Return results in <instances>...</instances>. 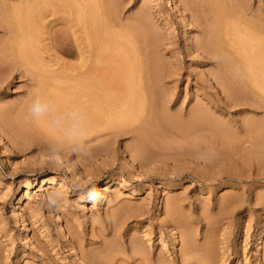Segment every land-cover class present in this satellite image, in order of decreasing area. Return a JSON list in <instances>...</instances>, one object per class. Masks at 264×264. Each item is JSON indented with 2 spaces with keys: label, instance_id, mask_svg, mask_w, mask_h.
I'll return each mask as SVG.
<instances>
[{
  "label": "rangeland",
  "instance_id": "374dc122",
  "mask_svg": "<svg viewBox=\"0 0 264 264\" xmlns=\"http://www.w3.org/2000/svg\"><path fill=\"white\" fill-rule=\"evenodd\" d=\"M76 1L79 12L90 10L103 24L105 66L114 72L109 93L118 96L125 88L118 69L127 64L138 101L145 102L132 123L115 124L123 116L119 110L102 114L103 122L89 129L88 154L78 158L68 141L60 150L58 136L67 140L66 133L51 126L68 113L60 100L48 120L29 124L19 119L24 113L18 109L40 98L36 84L20 75L0 82V264H135L139 248L163 257L165 264H180L182 247L185 257L187 246L208 242L217 264H234L237 258L239 264H255L264 240V131L258 141L241 144L221 127L238 131L247 121L259 124L264 109L237 113L236 108H221L224 94L213 75L219 72L214 54L225 53L221 56L232 60L224 40H216L224 26L230 28L233 46L246 34L264 40V0ZM89 36L88 23L78 13L68 8L50 12L39 30L45 69L68 73L67 67L84 57L94 61L101 50ZM6 38L0 27V47ZM62 38L69 40L68 50L59 48L56 41ZM1 56L0 81L7 75ZM230 65L234 77L236 63ZM230 75L225 78L229 82ZM144 86L156 100L148 117ZM196 107L199 114H208L207 123L217 132L204 126L178 133ZM160 113L170 116L160 123ZM55 154L62 156V164L46 159ZM48 178L53 183L43 185ZM90 180L100 192L97 201L82 199L87 188H81L70 193L67 208L49 206L46 197L52 190ZM172 204L181 229L169 223L167 207ZM121 208L131 214L125 223L116 215Z\"/></svg>",
  "mask_w": 264,
  "mask_h": 264
},
{
  "label": "bare ground",
  "instance_id": "6f19581e",
  "mask_svg": "<svg viewBox=\"0 0 264 264\" xmlns=\"http://www.w3.org/2000/svg\"><path fill=\"white\" fill-rule=\"evenodd\" d=\"M204 1L205 3H207L206 0ZM78 5L79 4L77 3L76 0H0V27L7 34V38L4 40V42L0 47V56L2 55L1 57L2 59H4L3 65L4 68L7 70L6 71L7 75L4 76V78H2L0 82L11 80L15 78L16 75L26 76V77L29 76L30 81L36 84V89L40 95V99L45 100L49 103L50 105L49 110H51L52 107H54L55 109L54 108L53 109L56 110L57 107L53 105L60 100L62 106H64V108L67 109L68 112L77 109L79 110V108L85 110L82 112L87 111L83 115L85 117V122L88 132L90 131L89 130L90 127L92 129L94 125L103 122L102 121L103 116L101 115L102 114L104 115V113H106L107 111L119 110L120 112L123 113V116L121 118L119 117L118 119H116L114 117L115 121H113L114 119L112 121L115 124L116 122H122V121L126 122L127 120L128 122L129 120H132V122H134V116L136 111L142 110L141 106L144 105L145 101L142 100L143 103L138 101L135 91L134 79L132 76L133 71L131 70L130 66H128L127 64L123 65L121 69H118L120 71V74H122L125 78V80L123 79V81H126L125 88L122 91L120 90L121 94L118 96H114L112 94L113 92L109 93L111 89L109 88V86L114 72L110 71L111 68L105 66L103 50H102V45H105L106 42L103 24L97 20L98 17L96 18L94 12H91L90 10L86 12H79ZM58 8L71 9L75 13V15L76 13H78V15L82 19L87 21L88 31L90 34L89 38L91 37V40L94 43H99L98 45L101 50L96 55L94 61L89 62L84 57L82 62L67 67L68 73L66 72L57 73L56 71L45 69V66L41 62L42 61L40 55L41 48H39V44H40L39 41L41 40L39 39V30L41 29L45 17L53 10L56 11V9ZM92 10H94L93 7ZM238 10L241 11L240 9ZM96 15H98V13ZM61 20L63 22L64 21L68 22L67 19L64 18H62ZM255 23L257 22L255 21ZM212 27L210 28L213 29ZM215 27L214 29H216ZM262 27H260L261 28L260 30H262ZM230 32H231L230 28H228V26H224V28L221 29L220 34L216 40L220 41L223 39L227 47H229V49H227V47L225 46L223 48L224 51L229 53L230 58H232V60L236 63V66L234 65V68L237 67L238 72L236 71L234 77L231 76L229 72L230 71L229 67H231L230 64H232V60L230 61L222 57L225 56V53L224 55H222L223 54L222 52H221L222 54L219 53L214 54L218 62L217 66L219 72L218 75H213V79L215 80V83L218 86L219 91H221L224 94L219 97V102L222 104L220 105V107L236 108L237 113H242L245 112L246 110L259 112V109H264V40L258 39L248 34L246 35L244 34L245 38L244 39L242 38V41L240 42L234 43L235 46H233L232 45L233 42L231 43L229 38ZM212 33L213 32L211 31V35L213 36ZM46 38L50 39L48 49L52 50L53 53L55 47L53 44V39H51L50 37V30L47 31ZM211 38L213 37H210L209 41L212 42ZM56 42H58L60 49H63V51L68 50L67 48L70 45L69 40L62 38L61 40ZM200 44L205 45L206 42L202 40ZM197 47H198L197 49L201 51L200 53L202 58L207 59L204 53H206V55L208 54L204 50V48L202 49L201 46L200 47L197 46ZM216 51L218 52L217 49ZM77 53L79 54L81 53V51H77ZM226 57L229 58L228 56ZM21 67L25 69V72L22 71L23 69H21ZM234 70L236 69H233V71ZM229 75L231 77L230 82L225 79L227 76L229 77ZM145 76H147L146 72H145ZM121 77L122 76H120V78ZM226 89H230V92ZM225 90L228 91L229 93H225ZM144 91L148 93L146 109L150 113V110H152L153 103L156 100H154V96L150 94L149 86H144ZM161 101L162 100H160V102ZM30 104L31 102L29 101L23 103L22 108L18 109L19 112L21 111L24 113L22 116H19V119L27 120L29 124L31 123L33 124V122L36 123V120L38 119L28 115V106ZM55 105L58 106V104ZM91 110H93L92 112H94L95 110L94 113L97 115L90 113ZM5 112L7 111L5 110ZM199 112L201 113L198 107L192 110V115L190 119L184 121V123L178 127V133L181 132L192 133L194 131L204 129V126L207 127L206 128L207 130L209 129L211 131L217 132L218 130H216L214 126L209 125L207 123V119L209 120L210 118L208 114L207 113L199 114ZM149 115H151V113L148 114L147 117ZM110 116L111 115H109V117ZM167 116L169 117L170 114H167L165 116V115H161L160 113L159 115L157 114V119L161 123L164 122V119H166ZM48 117H49V112L46 113L44 116L40 117L39 120L42 121L43 123L44 121L48 120L47 119ZM173 117H174L173 119H177L178 114L173 115ZM253 121L254 120H251L249 122L247 121L246 124L240 126L238 131L224 129L222 127H221V131L224 132V135L232 139L235 143L244 144L245 142L252 140L258 141V138L260 137L259 135H261V133H263L264 131V120L259 124L252 123ZM24 123L26 124L27 122L24 121ZM46 125H50V124L48 123ZM162 125L166 126L165 124ZM101 127L102 126H100V129ZM115 127H117V125ZM24 128H26V125L24 126ZM20 129L22 132V127ZM28 129H26V131ZM257 134L258 136L257 138H255L256 139L255 140L254 137ZM199 135L201 136L202 134ZM61 138H59L58 136L57 141H59ZM194 138L196 139V136ZM210 138L214 139L215 137L214 138L210 137ZM65 139L66 138L63 139L64 142H67V140ZM195 139L193 140L195 141ZM197 140L198 139H196V142ZM152 141L153 140L151 139V143ZM208 141L211 140L209 139ZM192 144H194V142ZM42 183L43 185H46L47 183L48 184L53 183V180L51 178H48L46 180H43ZM167 208L169 211L168 216L170 217L169 223L181 229V226L178 225V221H177L178 219L175 217L177 215V210H178L177 207L174 204H172L170 207ZM116 215L118 217V220L120 221L123 220L122 223L123 222L125 223V221L129 217H131V214L127 213L124 210V208L118 209ZM260 245H258V250L255 253V256H257L256 260L254 261L255 264H264V240H261ZM198 250L201 251L203 254L202 255L197 254ZM183 252L184 249L182 247L180 249V264H217L216 261L214 260V257L212 256L210 242H208L207 244H203L199 248L196 246H187L185 257L182 256ZM239 263H240L239 258H237L234 264H239ZM135 264H165V263L163 262V257L154 256L153 252L145 253L143 249L139 248V250L135 253Z\"/></svg>",
  "mask_w": 264,
  "mask_h": 264
},
{
  "label": "clouds",
  "instance_id": "9594fccd",
  "mask_svg": "<svg viewBox=\"0 0 264 264\" xmlns=\"http://www.w3.org/2000/svg\"><path fill=\"white\" fill-rule=\"evenodd\" d=\"M50 105L47 101L41 100L40 98L34 99L28 106V115L33 118H40L49 112ZM52 127L58 132H65L67 141L73 151V154L78 158L86 156L89 150V135L88 129L85 122V117L82 112L72 110L65 115H62L52 123ZM64 140L61 138L58 141L60 150L63 149ZM46 159L50 163L57 165L62 164V156L59 154L48 155ZM91 185V187H88ZM87 188V193L82 199L95 202L100 198V192L96 188L93 181H88L85 184L80 181L73 187H68L62 184L56 189L48 193L46 199L49 206L55 207L58 210H63L69 206V195L74 189Z\"/></svg>",
  "mask_w": 264,
  "mask_h": 264
}]
</instances>
